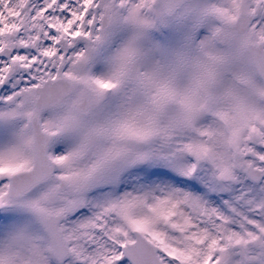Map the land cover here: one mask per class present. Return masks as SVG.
Listing matches in <instances>:
<instances>
[{"label":"snow or ice","instance_id":"1","mask_svg":"<svg viewBox=\"0 0 264 264\" xmlns=\"http://www.w3.org/2000/svg\"><path fill=\"white\" fill-rule=\"evenodd\" d=\"M0 264H264V0H0Z\"/></svg>","mask_w":264,"mask_h":264}]
</instances>
